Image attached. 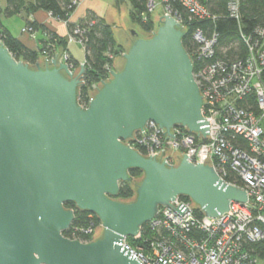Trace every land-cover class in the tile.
<instances>
[{
	"label": "water",
	"instance_id": "1",
	"mask_svg": "<svg viewBox=\"0 0 264 264\" xmlns=\"http://www.w3.org/2000/svg\"><path fill=\"white\" fill-rule=\"evenodd\" d=\"M155 22L145 37L123 17L116 27L128 51L87 109L79 104L85 63L72 69L60 53L31 67L0 42V264H143L123 241L137 237L160 208L188 197L192 209L217 218L232 202H248L207 159L194 164L176 151L170 165L171 148L163 157L144 156L126 144L150 122L173 138L178 126L210 138L185 29L170 15ZM134 169L144 174L134 183L136 199L116 200ZM67 204L99 218L93 242L64 235L76 219ZM187 209L181 203L175 211Z\"/></svg>",
	"mask_w": 264,
	"mask_h": 264
},
{
	"label": "built area",
	"instance_id": "2",
	"mask_svg": "<svg viewBox=\"0 0 264 264\" xmlns=\"http://www.w3.org/2000/svg\"><path fill=\"white\" fill-rule=\"evenodd\" d=\"M180 1L191 14L209 16L206 6L198 0ZM158 4L165 9L162 16H172L187 35L186 23L171 11L168 0H150L148 12L153 14ZM73 5H78V0ZM228 9L233 18L240 19V0H229ZM74 33L81 36L83 31L77 28ZM194 39L198 49L189 56L195 80L207 102L202 113L210 124V138H202L181 126L173 129V138L150 122L145 134L136 132L137 140L126 144L144 156L163 157L166 149L171 148V154L165 158L170 165H175L176 151L186 154L194 164L207 159L224 182L247 192L248 202H232L228 213L209 218L204 214L199 216L197 208L190 207L192 202L178 198L171 205L178 208L182 203L187 207L183 215L171 205L162 207L147 224V233L141 230L137 237L125 238L123 245L143 264H264V259L252 247L264 241V28L242 34L246 56L232 62L220 59L212 62L218 45L217 33L208 37L203 30H198ZM80 42L83 45L82 39ZM68 59L65 56L63 62ZM111 70L108 68L109 76L103 81L110 79ZM91 100L92 93L85 100L79 95V104L84 109ZM231 174L243 186L228 182L226 179ZM97 228H103L102 224L96 227L93 224L87 229L70 228L68 238L91 243ZM82 236L92 239L82 240ZM130 239L140 245L133 246Z\"/></svg>",
	"mask_w": 264,
	"mask_h": 264
},
{
	"label": "trees",
	"instance_id": "3",
	"mask_svg": "<svg viewBox=\"0 0 264 264\" xmlns=\"http://www.w3.org/2000/svg\"><path fill=\"white\" fill-rule=\"evenodd\" d=\"M7 8L0 9V42L9 49L12 56L18 61L28 63L34 67L38 63L42 54L49 53L50 47L59 43L65 44L63 39L50 33L44 26L31 20L35 14L40 11L49 13L53 18L68 24L70 34L74 35L77 28L83 31L80 36L83 40V46L86 50V74L84 77L85 84L80 90L81 99L85 100L93 86L101 83L108 76V68H116L115 59L124 49L118 45L113 32V27L100 20L95 14L89 13L85 20L79 25L70 24L71 15L77 9L73 5L76 0H6ZM79 1V0H78ZM119 1V0H118ZM130 4L129 18L131 22L138 25L144 32L145 37H150L153 31L157 30L153 14L148 12L147 6L150 0H126ZM206 6L209 11L208 17H200L191 14L190 11L181 3L180 0H168V6L171 11L180 16L186 23L188 33L183 40L184 47L189 55L198 49L194 36L198 30L211 37L214 33L219 35L218 45L216 47L215 60L236 61L238 58L243 59L246 56V46L241 40L244 33L248 35L255 28H264V0H240V19L233 18L229 12V0H198ZM24 14L28 19L27 28L32 32L43 30L50 35V42L41 50H30L25 47L21 41L15 38L11 32L2 25L3 18H12ZM128 51V50H127ZM204 61V59H202ZM70 62L74 61L70 58ZM78 68V64H74ZM197 67V66H196ZM195 67V68H196ZM96 93L94 94V96ZM144 176L143 172L134 169L130 171L131 182L122 183L120 193L116 200L129 203L136 199V189L139 186L136 180ZM228 182L243 186L233 174L227 179ZM187 202H192L188 197H181ZM193 203V202H192ZM194 204V203H193ZM195 205V204H194ZM67 209H73L76 213V219L71 228L87 229L93 224H101L99 218L90 212L81 211L74 204L65 205ZM197 207V206H196ZM197 214L202 216L203 213L197 207ZM147 224L142 228L143 233H147ZM66 237H71V231L65 232ZM82 240H91L92 237L82 236ZM133 246L140 245L130 239ZM255 254L264 259V241L252 246Z\"/></svg>",
	"mask_w": 264,
	"mask_h": 264
},
{
	"label": "crops",
	"instance_id": "4",
	"mask_svg": "<svg viewBox=\"0 0 264 264\" xmlns=\"http://www.w3.org/2000/svg\"><path fill=\"white\" fill-rule=\"evenodd\" d=\"M124 2H126V0H80V5H78L75 12L71 15L70 24L79 25L83 20L86 19L89 13H93L98 18H100V20H103L106 24L113 27L115 37V31L117 30V27H120L118 25V14L122 11V5ZM6 8L7 1L0 0V9ZM15 17L21 21V25L18 24L17 26L20 27L17 33L14 32L10 25L7 24L10 23V21ZM15 17L3 18L2 25L4 28L8 29L15 38L21 41L25 47L30 50L39 51L50 42V35L43 30L34 31V39L29 34H23L22 30L27 27V22L30 19H28L24 14ZM31 20L38 22L50 33L57 35L60 39L65 41V44L63 45H60L58 42L54 44V51L56 54L65 52L70 55L71 59L75 63L79 65L86 63V50L84 46L70 38V31L68 29L67 23L53 18L49 13L43 11L35 14ZM118 45L127 50V47L124 45V43H118Z\"/></svg>",
	"mask_w": 264,
	"mask_h": 264
},
{
	"label": "rangeland",
	"instance_id": "5",
	"mask_svg": "<svg viewBox=\"0 0 264 264\" xmlns=\"http://www.w3.org/2000/svg\"><path fill=\"white\" fill-rule=\"evenodd\" d=\"M83 1V0H82ZM157 2H159V0H156ZM78 5H80V0L78 1ZM78 5H77V7H78ZM157 7H155V9H154V12H153V19H154V21H156V19H158V18H160L162 15H163V13H164V11H165V9H164V7H162V5L161 4H158V5H156ZM129 12H130V4H129V2L128 1H126V2H124L123 3V5H122V11L121 12H119V14H118V25L119 26H121V22H123V17H125L132 25H135V24H133L132 22H131V20H130V18H129ZM64 23H66V22H64ZM8 25H10V27H11V29L12 30H14V32H18V30H19V28L20 27H17L18 26V24H20L21 25V21L18 19V18H14V19H12L11 21H10V23H7ZM15 24V25H14ZM138 26V25H137ZM139 27V26H138ZM80 28V27H79ZM140 28V27H139ZM141 29V28H140ZM142 30V29H141ZM22 33L23 34H29L33 39L35 38V35H34V32H32V30H30L29 28H27V27H25L23 30H22ZM70 38L72 39V40H74V41H76L77 43H79V44H81L82 45V43L80 42V40H81V37L79 36V35H72V34H70ZM115 39H116V41L119 43V44H121V43H123L120 39H119V36H118V32H117V30L115 31ZM54 44H53V46H51L50 47V50L48 51L49 53H47V54H42V56H44V57H46L47 58V60H52V59H55V58H58V56H59V54H56L55 53V51H54ZM83 46V45H82ZM123 48V47H122ZM124 49V48H123ZM124 52L123 53H120L119 55H118V57H121V58H123V54L124 53H126L127 52V50L126 49H124L123 50ZM57 55V56H56ZM65 56H68L69 57V59H68V62H65V63H67L68 65H73L74 66V64H76L75 62L73 63V62H70V55L68 54V53H65V52H63L61 55H60V57H59V62H62V63H64L63 62V60L65 59ZM39 61H40V59H39ZM80 67V65L78 64V68ZM117 68V67H116ZM96 87H97V85H96ZM92 92H95V90H94V88H92V90L90 91V93H92Z\"/></svg>",
	"mask_w": 264,
	"mask_h": 264
}]
</instances>
